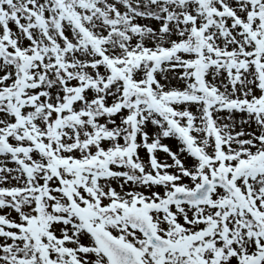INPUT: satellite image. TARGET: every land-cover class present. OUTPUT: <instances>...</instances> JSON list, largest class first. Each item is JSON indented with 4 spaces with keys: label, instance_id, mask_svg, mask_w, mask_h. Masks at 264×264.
Listing matches in <instances>:
<instances>
[{
    "label": "snow or ice",
    "instance_id": "1",
    "mask_svg": "<svg viewBox=\"0 0 264 264\" xmlns=\"http://www.w3.org/2000/svg\"><path fill=\"white\" fill-rule=\"evenodd\" d=\"M0 264H264V0H0Z\"/></svg>",
    "mask_w": 264,
    "mask_h": 264
},
{
    "label": "rangeland",
    "instance_id": "2",
    "mask_svg": "<svg viewBox=\"0 0 264 264\" xmlns=\"http://www.w3.org/2000/svg\"><path fill=\"white\" fill-rule=\"evenodd\" d=\"M165 142H166V143H169L170 145H172V146L174 147V141H168V140H166ZM141 154L144 155L143 152H142ZM159 155H160L161 159H163V154L161 153V154H159Z\"/></svg>",
    "mask_w": 264,
    "mask_h": 264
}]
</instances>
